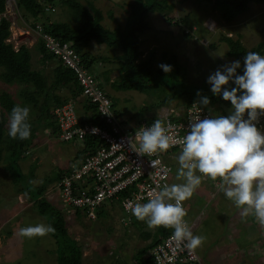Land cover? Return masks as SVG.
Masks as SVG:
<instances>
[{"label": "rangeland", "instance_id": "obj_1", "mask_svg": "<svg viewBox=\"0 0 264 264\" xmlns=\"http://www.w3.org/2000/svg\"><path fill=\"white\" fill-rule=\"evenodd\" d=\"M77 1L82 2V0ZM117 3L118 1L101 0V6L99 5L98 7L101 9L103 6L109 9L116 7L122 8L117 5ZM153 3L154 10L152 12H148L147 14L148 28L140 36L141 40L144 39L142 49L145 50V52L150 49H154L155 56L158 61L155 67H158L160 64H167L172 66V70L175 66H178L179 69H176L175 72L172 71L169 73H165L162 70L163 74H160L157 83L165 84L157 86V88H154L152 91L141 92L132 89L124 91L119 90V93L113 95L111 92L112 88L109 89V95L114 101V108L118 112L121 111L119 106H121L122 103H126L123 107L128 108V110H125V112H131L130 109H132L133 112L137 113L136 117L140 119L152 118L154 111H157L160 114H164L166 112L170 113L171 109L174 111V114L176 113V115H180L182 114L186 104L185 94L183 93H180V95L172 98L171 100L169 98L167 100L168 102L162 103L163 105H161V107H157V109L154 108L153 104L157 105V103L163 102L161 101L162 98L168 96V93L176 91V88L185 89L188 94H192L194 97H198V91L201 93V96L213 95L210 90L211 86L207 83L208 77L211 74H214L217 69L223 70L225 66L234 61L232 58H228L225 54L227 51V45L220 40L222 35H227L234 39L239 38L247 50H251L258 42L264 41V4L262 3H251L246 11L242 12L229 22L223 18L219 9L211 10L213 3L212 0H133V4L135 5L134 10L139 15V12L142 9L144 10L147 6ZM82 4H84L88 10L95 12L93 7L96 8V4L92 0H85V3L82 2ZM67 9V5L59 4V9L56 13H52L50 18L54 21H65V12ZM4 15H6L11 21V33L7 41H11L14 49L18 48L20 44L27 45L31 53L32 68L35 70H42L50 82L52 79V69L55 65L53 62H55L56 59H52L49 66L47 68H43L41 55L37 49L36 37L22 21L13 0H6V10ZM70 15L71 13L68 15L69 20L72 19ZM72 15L74 16L75 13L73 12ZM164 16L166 17L164 18ZM124 18H126L124 21L122 20V17H117L114 22H110L108 19L105 22L115 25L118 24L119 27L124 28L127 21H132L130 13ZM178 18L184 22L185 27H183V29H186L188 33H191V37H185L183 35L184 32L181 30L182 26H179V23L173 24L170 22L171 19L178 21ZM106 26L107 28H112V25L106 24ZM162 28L166 30L164 31ZM26 30H28V34ZM151 44L153 45V48H151L152 46L150 47ZM109 50L110 51L107 53H100L98 57L100 59L97 58L92 67L94 75L103 87H106V82L108 80L107 76L110 77L112 75L113 79H118L117 77L122 72V70H120V67L122 66L119 65L120 59L117 55L118 49L111 47ZM162 54L165 56L167 55L166 58H162ZM173 56L176 63L169 61V59ZM113 61L116 62V64L113 63ZM106 70L107 73H111V75L104 76L101 74ZM172 78H177V81H174ZM164 85H167V87ZM108 88L109 87H107V89ZM2 90L9 91L14 96L15 100L20 103V99L16 97L17 87L15 85L8 86L0 79V91ZM75 106L76 110L79 111L78 108L80 105ZM143 107L145 108L142 109ZM215 107L227 114L231 110V105H216ZM140 109L142 110L139 111ZM120 115H122L120 117L122 120H127L124 117L126 113L123 114L121 112ZM47 130H45V133L43 130H38L36 134L38 135L43 133L44 137H47L49 134ZM52 143L53 140H51L50 146L45 154L47 156L54 157L57 154L53 151ZM70 143L79 144L76 141H70ZM33 154L30 156L23 152L20 157L16 158V164L14 163V165L18 168V172L20 173L16 172L12 174L10 179H6L3 175H0V230L3 231L1 234H6L4 231L8 230L5 229L11 228L8 237L9 248L12 252L18 253L16 256L19 257L14 259L13 257L15 255L10 256V264H53L51 259H53V256L56 258L59 254L58 243L49 241L47 236H37L29 239L19 235V230L22 227L35 225L37 223H44L41 221L43 218L39 216L40 214H37L33 203H30L29 209L27 208L23 210L18 217L8 219L9 216L20 209V206L18 207L16 202L11 199L5 201V192L8 191L9 194L17 189L28 192V194L32 197H35L36 188L41 185L44 188H52V185L58 177L55 166L51 167L48 164L41 165L43 170L40 171V173H42V176H40L37 171H34L36 165L33 162L28 165V168L31 169V174H34V172L35 174L32 176L27 175L25 172L23 173L19 168L22 167L20 162L23 160L30 161ZM53 161V164L55 165L56 160L54 158ZM177 167L179 168V165ZM178 168L177 170L174 169L172 176L175 174L177 183H181L184 181L178 180L180 179L177 175ZM202 186L207 187L206 190L211 191L212 194L215 193L210 185L202 182L198 189L194 192L197 195L196 202H200L202 200ZM217 193L218 191L216 194ZM50 194L53 198L56 196L55 191L50 192L49 195ZM42 196L44 195L42 194ZM52 200V202L50 200L49 202L54 205L56 200ZM217 201L216 206L212 209L208 208V213L205 215V231L203 232L201 229H198L200 228L199 221L195 223L196 230L193 232L194 235L205 236L208 244H210L213 239L211 247L208 250L207 248L205 249V247H202L201 251L204 254H211V251L216 247V244L214 243L224 245L228 249L229 246L233 249L234 244L237 243L236 231L232 228L234 225L227 224V230H224L226 228L224 225L225 223H222L225 213L229 220L236 221V217L238 220V215L233 213L235 205L232 201L225 197L223 191L219 195ZM25 207L26 205L22 207V209ZM103 209H105L108 214L105 220L97 218L94 222H88V220L82 216L78 218L75 217V220L73 215L66 219L68 234L81 246L83 252L82 264H121L120 256L125 260L122 264H132L133 261L130 257L131 249H134L133 254L136 259L138 257L144 258L147 251L142 250V248H138L141 246L140 241L144 239V237H140L138 234L146 228L145 226L147 224L143 226L142 221L137 220L134 216H132V222L130 224L124 223L125 216L118 208L117 202L113 203V205H106ZM205 212H203L201 216H203ZM33 213L38 215L35 220L32 219ZM247 217L253 218V215L250 214ZM17 221L19 222V225L18 230L15 233L13 228ZM206 225H208V227ZM140 226L142 227L140 228ZM113 228L115 229L113 230ZM220 228H223L224 237L221 236ZM230 228H232L231 231H229ZM109 230L112 231L109 232ZM124 230H127L128 233L124 234ZM263 232L264 230L261 229L260 233L257 234V239L263 236ZM232 234L234 238H232ZM205 246L207 247V245ZM2 248L3 243L0 242V264L1 262H4L3 259L6 257V253H2L1 251ZM221 248L223 247L221 246ZM198 249L201 248L199 247ZM243 253L247 255L246 252L243 251ZM254 253L255 252L251 251V254ZM6 258H8V256ZM54 261V264H58L57 260L54 259ZM134 264H137L136 261Z\"/></svg>", "mask_w": 264, "mask_h": 264}, {"label": "trees", "instance_id": "obj_2", "mask_svg": "<svg viewBox=\"0 0 264 264\" xmlns=\"http://www.w3.org/2000/svg\"><path fill=\"white\" fill-rule=\"evenodd\" d=\"M58 1L67 5V10L72 11L70 12V16L73 18V21L75 20L77 22L75 27L67 22H50V15L56 13V8L54 11H46L45 8L49 4L55 7ZM212 1L211 10L219 9L223 18L228 22L246 11L251 3L264 4V0ZM15 3L24 21L31 22L30 25L32 26H34L35 22H40L44 26V29L54 37L60 39L62 42H70L76 53L80 56L82 60L81 63L92 74L93 70L91 65L93 60L89 59L88 51L86 50L91 41H95L97 44H106L108 46L107 52L110 51L109 49H111V47L120 50L119 65L122 66L120 70H122L123 73L121 72V74H119L117 77L118 79L109 82L114 90L132 89L141 92L152 91L154 88H157V86L165 84L157 83L162 69L159 66L155 67L158 61L154 49H150L144 53L142 49L143 40L140 39V35L148 28L147 14L154 10V3L147 6L144 10L142 9L143 11L141 10L139 15L134 10L135 5L131 4L129 13L132 21H127L124 28L118 26V28L114 30H109L101 24L102 14L100 10L94 8V14H96V16L92 18L88 9L77 0H15ZM5 9L6 0H0V15L5 12ZM73 12L75 13L74 16L72 15ZM165 17L166 16H164V18ZM170 22L173 24L179 23V26H182L181 30L184 32H182L183 35L185 37H191V33L183 29L185 25L180 18H178V21L171 19ZM162 30L165 31L166 29L162 28ZM10 33V21L4 16H0V79L8 86L15 85L17 87L16 97L20 99V103H18L9 91H0V167L2 165L1 168L7 170V174L4 172L2 173L6 179H10L12 174L18 172V168L14 165V163L16 164L15 160L20 157L23 152L28 150L27 148L34 136H36L38 130L50 128L52 129L53 135L57 134L59 137L60 130L54 117V110L56 107L63 105L67 101H71L74 106L79 103L82 105L81 109L83 110V116H80L76 110L79 116V124H103L97 118L94 104L90 103V100L82 94L76 76L71 69L64 66L60 59L48 52L42 42L39 41L37 43V49L41 55L43 68H47L52 59H56L57 62L52 69V79L49 82L42 70L40 71L32 68L30 49L26 45L22 44L15 50L11 42L7 41L10 37ZM220 40L227 45V51L225 52L226 56L232 58L234 61L239 60L242 67L244 56L247 52L255 51L264 55V41L258 42L251 50H247L239 38L234 39L230 36L222 35ZM166 56L162 54L161 57L166 58ZM169 61L176 63L174 56L169 59ZM176 69H179V67L175 66L172 71L175 72ZM103 75L105 76L106 74L103 73ZM172 79L177 81V78ZM99 86L103 87L100 83ZM164 86L167 87V85ZM64 88H67L69 93L59 95V92H62ZM180 93L185 94L186 104L184 109L192 101H198L200 99L199 97H194L192 94H188L185 89L176 88V91L170 92L168 96L162 98L161 101L163 102H159L157 105L153 104L154 108L157 109V107H161V105H163L162 103L168 102L167 100L169 98L171 100L180 95ZM206 97L210 99V104L207 108L215 113H225L215 107L216 105H231L230 101H224L221 96L210 95ZM15 105L27 106L30 108L29 122L31 124V136L27 140L12 139L8 135L10 112ZM144 108L145 107L142 109ZM112 109L116 115L119 116L121 114V112H118L114 108L113 100ZM155 118L156 116L153 115L152 118L148 119L152 120ZM125 121L126 120H123V122ZM83 143L84 147L79 152L85 157L91 155L97 148L103 145V141L89 135L85 137ZM62 176L59 175V178L61 179ZM45 190L46 188L41 185L36 188V196L32 197L28 194V198L29 202L33 203L35 206L37 214H40L39 216L45 221L44 223L51 224L56 230L54 234L50 235L55 238L59 245V254L57 255L58 264H82L83 252L81 246L68 234L66 221L62 212L42 196ZM126 193V191H123L121 197L126 195ZM115 202H117L119 208L118 201H108V203L102 205V207L98 209L96 219L101 218L105 220L108 214L103 208L109 204L113 205ZM77 214L79 217L82 216L87 219V217L79 211H77ZM96 219L87 220L88 222H94ZM114 229L115 228H113V230ZM159 230L160 235L164 238V236L168 234L170 228L166 229L160 227ZM110 231L112 230H109V232ZM136 263L138 264L139 261L137 260Z\"/></svg>", "mask_w": 264, "mask_h": 264}, {"label": "clouds", "instance_id": "obj_3", "mask_svg": "<svg viewBox=\"0 0 264 264\" xmlns=\"http://www.w3.org/2000/svg\"><path fill=\"white\" fill-rule=\"evenodd\" d=\"M4 13L0 16L7 18ZM24 22L26 26L33 27L31 22ZM159 67L165 73L172 71V66L167 64H160ZM207 83L213 95L231 102L227 115L195 117L189 121L188 132L179 141L174 134L175 125L161 119H156L151 126L141 127L134 139H128L129 145L135 143L140 153L149 156L166 152L178 143L181 145L177 175L184 182L153 191L149 193L147 202H130L127 207L132 216L146 222L149 228H170L168 232L173 229L174 239L177 242L186 241L187 249L195 251L198 257L196 249L202 246L205 237L193 232L196 230L195 223H201L204 211L193 222L186 218L185 208L186 200L193 196L204 177L219 180L225 197L241 210V215H253L258 224L264 227V130L258 126L260 117H264V55L249 51L244 56L243 67L239 60L232 61L223 70L217 69L211 74ZM197 96L200 99L196 104L204 107L210 104V99L201 96L199 91ZM29 117V107L13 106L8 124V135L12 139L30 138ZM213 190L215 193L212 195H216L217 191ZM119 209L122 211L120 204ZM132 216L130 222L124 220V223L130 224ZM185 219L192 224L193 230ZM55 231L51 224L37 223L20 228L19 235L31 239L54 234ZM162 239L149 249L151 264V249Z\"/></svg>", "mask_w": 264, "mask_h": 264}, {"label": "built area", "instance_id": "obj_4", "mask_svg": "<svg viewBox=\"0 0 264 264\" xmlns=\"http://www.w3.org/2000/svg\"><path fill=\"white\" fill-rule=\"evenodd\" d=\"M45 10L54 11L55 7L49 4ZM28 29L42 42L48 52L74 72L82 94L94 104L97 118L103 123L79 124V116L71 101L55 108L54 117L60 130V140L83 143L85 137L89 135L103 141V145L86 156L78 167H73L61 177L57 184L61 200L66 206L79 211L90 220L96 219V213L102 205L116 200L125 215V220L127 223L130 222L132 213L127 207L130 202L145 203L149 193L158 192L170 185L172 172L176 163L178 164L177 153L180 152L181 145L178 143L166 152L149 156L140 153L135 143L129 145L128 139L130 137L134 139L141 127L151 126L156 119H161L165 122L171 121L175 125L174 134L179 141L188 132L189 121L195 117H215L227 113H215L196 104L198 101L195 100L183 109L180 115L174 114L171 109L170 113H158L152 120L139 119L136 124L125 123L114 113L110 98L99 86L95 76L81 63L80 56L70 42H62L54 37L40 22H35L34 26ZM258 126L264 129V117H260ZM202 182L210 185L215 191L221 189L219 180L212 181L204 177ZM123 191L127 193L121 197ZM188 225L193 230L192 224ZM172 233L173 229L152 247V263L203 264L195 251L187 249L186 241L177 242Z\"/></svg>", "mask_w": 264, "mask_h": 264}, {"label": "crops", "instance_id": "obj_5", "mask_svg": "<svg viewBox=\"0 0 264 264\" xmlns=\"http://www.w3.org/2000/svg\"><path fill=\"white\" fill-rule=\"evenodd\" d=\"M95 4H96V9L101 11V24L107 28V25H112V28H107L109 30H114L115 28H118V24H110V23H106L105 21L108 19L110 22H114L116 21V18H120L122 17V20L124 21L126 18H124L125 16H128L129 11L131 10L130 5L133 4V0H112L115 1L117 3V5H119L122 8H107L103 6V10L98 7L99 5L101 6V0H92ZM106 1V0H105ZM111 1V0H109ZM80 2V1H79ZM83 3H85V0H82ZM82 2H80L82 4ZM59 4H62V2L58 1V3L55 4V12H57V10L59 9ZM65 5V4H63ZM84 5V4H83ZM85 6V5H84ZM86 7V6H85ZM98 7V8H97ZM87 8V7H86ZM95 8V7H93ZM88 9V8H87ZM122 9V10H121ZM88 12L92 15V18H94V16H96V14H94V12L88 10ZM66 14V18L65 21H54L52 19H50V22H67L70 23L71 26L75 27L77 25V22L74 20L73 18L71 20H69L68 15L70 14V12L68 10H66L65 12ZM24 22V20H22ZM25 24V22H24ZM27 34H28V30ZM141 36V35H140ZM36 37V36H35ZM141 39V38H140ZM37 43L39 42V39H37ZM144 41V39H143ZM27 46V45H26ZM152 46V47H151ZM28 47V46H27ZM151 48H153V45H150ZM107 48L108 46L106 44H97L95 41H91L87 47V51H88V56L89 59H92V67H93V63L94 61L99 57L100 53H107ZM144 53L145 50H144ZM121 51L118 50L117 55L120 57ZM116 55V54H115ZM100 59V58H98ZM52 61V60H51ZM50 61V62H51ZM49 62V64H50ZM55 63V65L57 64V62H53ZM113 63L116 64V62L113 61ZM54 65V66H55ZM49 66V65H48ZM106 75H111V73H107V70L105 72ZM101 73V74H103ZM94 74V73H93ZM95 76V75H94ZM96 77V76H95ZM108 77V82H106V87H104V90L106 91V93L109 95V89L112 88V86L109 84V82H112L114 79L112 78V75ZM97 78V77H96ZM107 87H109L107 89ZM124 91V90H123ZM112 94L116 95V93H119L118 91H114V89L112 88ZM69 90H67V88L64 90H62V92H59V95H63V94H68ZM111 99H113L110 96ZM122 103V102H121ZM77 105H80L79 107V111L77 110L78 114L81 116H83V110L81 109V104L77 103ZM125 104L122 103L121 106H119L121 108V111L123 114L126 113V115L124 116L127 120L125 122L129 123V124H136L139 120V118L136 117V112H133L132 109H130L131 112H125V110H128V108L123 107ZM123 107V108H122ZM154 116L158 115V112L155 111L153 113ZM120 117L122 115H119ZM125 120V119H123ZM48 129V130H47ZM45 130L48 131V135L47 137L43 135V133L41 134H36V136H34V138L32 139V141L30 142L29 147L27 148L28 150H26L27 155H32L34 150V154L33 156L30 158L29 160H23L21 163L22 167H20V170L24 173H26L27 175H34L31 174V169L28 168V165L31 164L32 162L35 163L36 167L34 168V171H37V173H39L40 176H42V173H40V171L43 170V168H41V165L43 164H48L51 167L55 166V168L57 169V173H58V179H56V181L54 182V184L52 185V188H46V190L44 191V197L49 201H53L52 199L56 200V203L53 205L55 206L57 209H59L62 214L64 215L65 221L67 218H69L71 215L74 216V218H78V214L76 213V211L72 208H69L68 206H66L63 201L61 200L60 196H59V190L57 188V184L59 182V175H64L65 173H68L73 167H78L79 164L82 162V160L84 159L85 156H82L80 154V150L83 149L84 147V143H70V141H62L59 139V137L57 136V134L53 135L52 129L50 128H46L43 130V132L45 133ZM264 130V129H263ZM51 140H53V151L56 152L57 155H53L54 157L51 156H47L45 153L48 150L49 146H50V142ZM61 142V143H60ZM68 142V143H66ZM49 144V145H48ZM26 152H24L26 154ZM57 157V158H56ZM53 158L57 161H55V165L53 164ZM179 164L176 163L175 165V170H177V166ZM177 167V168H176ZM7 174V170L3 169L0 167V175H2V173ZM9 174V173H8ZM173 178H171V184H175L177 183L176 180V175L173 174L172 176ZM178 180H183V178H180ZM183 183V182H181ZM4 187V186H3ZM207 187L202 186V190L201 192L202 194V200L200 202H196V194L194 193L193 196L186 200V211H187V215L186 218L189 221H192L197 214L201 213V211H206L203 214V218L201 223H199L200 228L203 232L205 231V226L204 224L205 222V215L208 213V208H213L216 206L217 204V200L219 198V195L222 193L221 192L217 193L216 195H212L211 191H207L206 190ZM55 191L56 196L53 198L51 197V194L49 195L50 192ZM1 192V191H0ZM49 192V193H48ZM5 196V201L11 199L12 201H15L17 206H20V209L17 212H14L11 216H9L8 219H14L15 217H18L20 215L21 212H23V210L25 209H29L30 203L29 202V196H28V192L25 191H20L15 189L14 191H12V193L8 194V191L5 192L4 194ZM57 197V198H56ZM50 202V203H51ZM26 205V207L24 209H22V207H24ZM22 209V211H21ZM20 211V212H19ZM190 212V213H189ZM234 214L238 215V220L235 218L236 221H231L228 219V217L226 216V213L224 214V218L222 223H225V227L227 224H233L234 226L232 228L235 229L236 231V239H237V243L234 244L233 249H231V246H229V249L226 248V246L224 245H219L218 243H214L216 244V247L211 251V254H204L201 250L202 247L205 249L207 248V250L211 247V243L213 241V239L211 240V243L208 244L207 239L205 237V241L202 244V246L200 247L201 249L197 248V253L199 255V257L201 258V260H203V262L205 264H264V232H263V236L259 239H257V234L260 233V230L263 229L264 227H260V225L258 224V222L255 220L254 216L253 218L251 217H246L241 215V210L238 209L235 206V209L233 211ZM17 215V216H16ZM37 214L33 213L32 215V219L35 220L37 218ZM230 217V216H229ZM75 218V220H76ZM226 220V221H225ZM42 222H45L43 219H41ZM5 223V222H4ZM143 226L146 224V222H142ZM253 224V225H252ZM3 225V224H2ZM18 225L19 222L17 221V223L15 224L13 230L16 233V231L18 230ZM208 227V225H206ZM67 227V226H66ZM142 226H140L141 228ZM146 228L142 231L139 232V236L140 237H144V239H142L141 242V246L138 248H142V250H146L147 253L144 256V258H135L133 252L134 249H131L130 252V257L132 258V264L135 263V261H139L140 264L142 263H147V264H151L150 263V259H149V249L151 248V246L157 241L160 240L162 238V236L160 235V230L159 228H148V226H145ZM224 227V228H225ZM229 231H231V229ZM137 229V228H135ZM223 228H220L221 230V236H223ZM8 231H4L6 234H1L3 231L0 230V242L3 243V248H2V253H6V257L8 256V258L5 257V259H3L4 262H1V264H10V256H14L13 258H19L18 256H16L18 253L12 252L9 248V234L11 231L10 229H5ZM227 230V227L224 229ZM68 231V230H67ZM124 234L128 233L127 230L123 231ZM18 235V234H17ZM50 235V234H49ZM47 235V238H49L48 240L56 243L55 238H53L52 236ZM19 236V235H18ZM232 238H234L233 234L231 235ZM224 237V236H223ZM46 239V237H45ZM47 240V239H46ZM207 245V247L205 246ZM221 246L223 248H221ZM145 247V248H143ZM232 251V252H231ZM244 252L247 253V255H245ZM251 251L255 252L254 254H251ZM128 254V253H127ZM256 254V255H255ZM209 255V257H208ZM128 257V256H126ZM121 258V264L122 262H124L125 260ZM249 258V259H247ZM54 259L57 260V256L56 258L51 259L53 261L54 264ZM19 263V262H18Z\"/></svg>", "mask_w": 264, "mask_h": 264}]
</instances>
